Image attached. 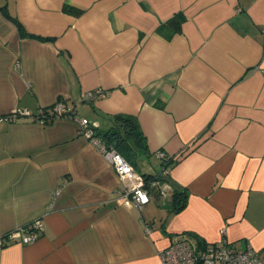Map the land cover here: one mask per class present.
<instances>
[{
    "label": "crops",
    "instance_id": "obj_1",
    "mask_svg": "<svg viewBox=\"0 0 264 264\" xmlns=\"http://www.w3.org/2000/svg\"><path fill=\"white\" fill-rule=\"evenodd\" d=\"M2 6L48 40L21 36ZM58 100L101 131L135 117L134 171L156 176L164 151L170 193L121 206L123 184L73 120H34ZM16 110L30 116L0 121V235L45 230L0 247V264H160L181 236L264 253V0H0V117Z\"/></svg>",
    "mask_w": 264,
    "mask_h": 264
},
{
    "label": "built area",
    "instance_id": "obj_2",
    "mask_svg": "<svg viewBox=\"0 0 264 264\" xmlns=\"http://www.w3.org/2000/svg\"><path fill=\"white\" fill-rule=\"evenodd\" d=\"M106 94L101 89H96L88 92L86 99L92 102ZM51 112L53 115L51 119L45 114L42 115V111L33 118L41 124H45L46 121L52 122L57 118L73 120L77 125L79 136L99 151L123 184L118 202L124 208L140 211L150 202L153 194L164 199L172 190L171 185L165 180L169 176L170 169L165 166L169 155L164 151H156L154 154L160 165L157 178L146 181L142 175L134 171L133 166L116 151L115 147L105 144L97 137L90 123L77 117L75 111L68 108L62 100L52 105ZM20 116H30V113L25 110H16L0 117V121H15ZM44 230L45 226L41 220L17 227L13 231L0 235V247L11 242H19L22 245L32 244L38 240ZM223 233L224 230L221 231V234ZM159 261L160 264H264V253L260 254L249 245L241 250L235 249L225 240L198 249L187 237L181 236L159 252Z\"/></svg>",
    "mask_w": 264,
    "mask_h": 264
},
{
    "label": "trees",
    "instance_id": "obj_3",
    "mask_svg": "<svg viewBox=\"0 0 264 264\" xmlns=\"http://www.w3.org/2000/svg\"><path fill=\"white\" fill-rule=\"evenodd\" d=\"M1 9L6 14L5 6H2ZM64 11L74 16H79L81 14L79 10L74 9L70 6H64ZM8 17L15 24L21 36L37 39L40 41L48 40L47 38L46 39L40 38L28 34L24 30L21 23L16 18L11 16ZM183 20H184L183 16L179 13L173 16L171 19H169V21H167L165 26L169 27L171 33H175L179 31L180 25L183 22ZM51 107L49 109L46 108L41 110L42 115L45 114L47 118L50 119L53 118ZM110 121L112 123V126L107 130L101 131L92 126L96 136L99 137L101 140H103L105 144L112 145L113 147H115L116 151L119 154H121V156L133 166L135 160L134 156L140 150L146 152L145 139L141 132L137 119L133 116H128V115H114L110 117ZM49 123L50 122L47 121L45 122V124H49ZM173 163L174 160L169 156L165 166L169 167L170 169L173 166ZM142 176L145 178L146 181L157 178V176H152V175H142ZM165 180L169 182L168 177L165 178ZM172 205H173V211L177 212L184 207L185 201L184 199H181L179 195L178 197H175L173 199Z\"/></svg>",
    "mask_w": 264,
    "mask_h": 264
}]
</instances>
